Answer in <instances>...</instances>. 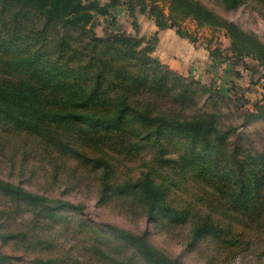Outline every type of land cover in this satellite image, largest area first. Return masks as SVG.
Here are the masks:
<instances>
[{"label":"trees","instance_id":"16d2710c","mask_svg":"<svg viewBox=\"0 0 264 264\" xmlns=\"http://www.w3.org/2000/svg\"><path fill=\"white\" fill-rule=\"evenodd\" d=\"M260 4L264 13V0H0L2 246L38 253L30 264H66L60 240L74 242L71 236L55 231L41 237L37 228L65 192H89L132 219L162 225L169 212L178 226L167 236L200 258L209 252L211 264L214 258L237 260L239 250L226 248L238 247L247 229L264 232V204L257 195L245 204L233 200L231 183L255 189L264 153L248 146L253 133L236 135L223 95L182 78L153 53L158 31L173 29L191 39L181 26L190 19L224 30L233 53L264 68V44L226 17L240 5L253 15ZM121 5L135 34L101 38L86 29L95 16H111ZM137 12L156 26L151 37L138 35ZM255 116L240 117L242 124ZM148 146L150 159L142 156ZM179 147L176 156H164ZM188 176L198 188L214 186L220 201L191 194L196 187ZM166 186L180 189L178 213L165 199ZM64 203L76 213L84 209ZM25 211L32 217L20 222L29 225L22 232L15 225ZM110 229L109 235L77 239L75 245L85 247L71 264H183L154 247L147 231ZM17 259L0 252V264Z\"/></svg>","mask_w":264,"mask_h":264},{"label":"rangeland","instance_id":"374dc122","mask_svg":"<svg viewBox=\"0 0 264 264\" xmlns=\"http://www.w3.org/2000/svg\"><path fill=\"white\" fill-rule=\"evenodd\" d=\"M260 4L255 14H251L249 8L240 5L238 9L226 17L235 23H237L245 32L253 34L258 40L264 44V13L261 11ZM138 25V35L151 37L153 34H149L144 31L147 20L145 15H141L138 12L135 17ZM182 28L190 35L189 41L193 43L197 48L204 51L209 55L211 61L210 67L207 72L204 73L206 77L204 79H198V77L190 74H176L182 78L189 80H196L205 85L212 93H220L225 97V104L223 110L231 112L233 116V122L237 126L236 135H247L253 133L248 139V146L252 151L264 153V68L256 60L251 57L237 56L230 49L229 40L225 37L224 30L219 28H211L209 26H196L193 20L187 19L182 23ZM91 30L97 37H105L111 33L117 31H125L126 33L135 34L137 31L133 26V19L129 16L127 7L125 5L118 6L111 16H95L93 25L86 28ZM154 56V55H153ZM174 72V71H173ZM256 114L251 120L244 121L243 117L246 114ZM177 142V141H175ZM175 143L173 146H176ZM150 146L145 150L142 156L146 159H150L152 152H147ZM181 148L169 149L164 156L173 157L179 154ZM264 155V154H263ZM261 160H264L261 158ZM259 164H263V161H259ZM160 174V173H159ZM258 178L255 189H252L245 183L234 184L231 183V187L236 191V198L233 200H239L244 204L250 201V199L257 195L258 200L264 204V167H260L259 174H254ZM165 178H172L171 180L179 181L173 175ZM191 183L195 185L197 191L192 187L191 194L197 196L201 201L203 199L211 198L213 196L217 198V192L214 186L205 185L206 189L201 186L198 188L191 177L188 176ZM158 180L159 177H157ZM166 184H168L166 182ZM222 188L223 185L219 184ZM255 185V184H254ZM192 186V184H191ZM251 186V185H250ZM169 191L166 200H170L174 209H171L173 213H178L177 206L179 200L177 197L179 193L174 187L166 186ZM64 190V189H63ZM61 190V193L63 192ZM66 190V189H65ZM58 193H56V197ZM61 199L57 203L52 204L50 214L52 217L40 220V226L37 230L42 231L41 237L48 232L54 233L55 231L62 232L64 236H71L74 242L62 243L61 246V259L66 260V264H71L76 258H78V249L84 248L85 245L76 244V240L79 242L85 241V238H94L97 236H103V234H110L112 229L110 228H122L127 229L135 233H142L147 231L148 241L159 250L166 254L179 259L183 264H211L208 262L210 253L205 252L203 257L194 255L186 248L182 243H179L178 239L167 236L170 234L173 227H177L178 224H174L172 220V214L169 212L164 213V222L162 225H157L153 220H149L148 217H137L132 219L126 217L117 209L110 208L103 202H99L97 197L93 193H76L70 192L61 195ZM64 200L69 201L72 204L83 205L84 209L80 213H76L74 209ZM220 201L219 198H217ZM200 201V202H201ZM228 199H225L222 203L227 204ZM198 202V203H200ZM213 203L215 204L214 200ZM230 207L233 206L232 202L228 203ZM31 211V207L29 209ZM30 211H25L24 214L16 218L15 225L22 232H26L28 226L20 225V222H26L31 219L32 215ZM176 211V212H175ZM45 214V213H44ZM44 216V215H43ZM49 217V216H45ZM1 222V220H0ZM173 223V224H172ZM47 227L48 230L44 227ZM33 231V230H30ZM92 232L96 235H92ZM3 233V231L1 232ZM32 233V232H31ZM240 236V245L238 247H227L226 252L239 250L237 260L231 262H225L223 258H214V264H264V232L247 229ZM209 238V237H208ZM209 251V250H206ZM0 252L5 253L8 256L19 258L13 260V264H30L34 260V256L38 253L31 251H22L21 247L11 248V245H4L0 243ZM222 256V252H220ZM225 255V253H224ZM75 261L74 264H77Z\"/></svg>","mask_w":264,"mask_h":264},{"label":"crops","instance_id":"0c3cea01","mask_svg":"<svg viewBox=\"0 0 264 264\" xmlns=\"http://www.w3.org/2000/svg\"><path fill=\"white\" fill-rule=\"evenodd\" d=\"M154 34L156 26L149 20L145 25L144 31ZM157 46L153 53L159 61L170 70L190 74L204 79L208 67L211 65L209 55L197 48L188 39L181 38L173 29H165L157 32Z\"/></svg>","mask_w":264,"mask_h":264}]
</instances>
